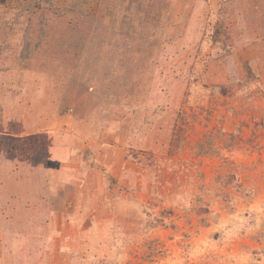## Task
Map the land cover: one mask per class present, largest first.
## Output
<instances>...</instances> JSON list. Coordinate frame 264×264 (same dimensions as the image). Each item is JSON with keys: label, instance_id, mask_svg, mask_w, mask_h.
Here are the masks:
<instances>
[{"label": "rangeland", "instance_id": "obj_1", "mask_svg": "<svg viewBox=\"0 0 264 264\" xmlns=\"http://www.w3.org/2000/svg\"><path fill=\"white\" fill-rule=\"evenodd\" d=\"M0 264H264V0H0Z\"/></svg>", "mask_w": 264, "mask_h": 264}, {"label": "trees", "instance_id": "obj_2", "mask_svg": "<svg viewBox=\"0 0 264 264\" xmlns=\"http://www.w3.org/2000/svg\"><path fill=\"white\" fill-rule=\"evenodd\" d=\"M244 189H246L247 190V194H250V193H252V191L250 190V187H244Z\"/></svg>", "mask_w": 264, "mask_h": 264}]
</instances>
